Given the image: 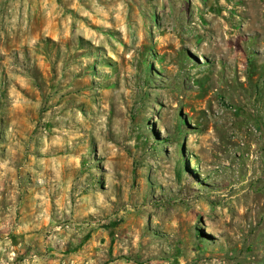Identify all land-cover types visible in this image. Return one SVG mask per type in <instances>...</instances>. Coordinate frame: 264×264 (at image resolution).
<instances>
[{
    "label": "rangeland",
    "instance_id": "1",
    "mask_svg": "<svg viewBox=\"0 0 264 264\" xmlns=\"http://www.w3.org/2000/svg\"><path fill=\"white\" fill-rule=\"evenodd\" d=\"M0 264H264V0H0Z\"/></svg>",
    "mask_w": 264,
    "mask_h": 264
}]
</instances>
